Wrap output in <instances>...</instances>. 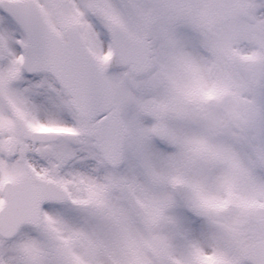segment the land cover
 Listing matches in <instances>:
<instances>
[{"label":"snow or ice","instance_id":"6c2138e0","mask_svg":"<svg viewBox=\"0 0 264 264\" xmlns=\"http://www.w3.org/2000/svg\"><path fill=\"white\" fill-rule=\"evenodd\" d=\"M0 264H264V0H0Z\"/></svg>","mask_w":264,"mask_h":264}]
</instances>
